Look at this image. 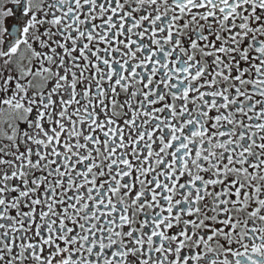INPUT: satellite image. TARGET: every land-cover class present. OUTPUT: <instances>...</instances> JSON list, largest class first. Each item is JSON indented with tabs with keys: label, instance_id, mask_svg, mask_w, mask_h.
<instances>
[{
	"label": "snow or ice",
	"instance_id": "6c2138e0",
	"mask_svg": "<svg viewBox=\"0 0 264 264\" xmlns=\"http://www.w3.org/2000/svg\"><path fill=\"white\" fill-rule=\"evenodd\" d=\"M0 264H264V0H0Z\"/></svg>",
	"mask_w": 264,
	"mask_h": 264
}]
</instances>
